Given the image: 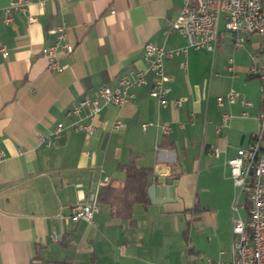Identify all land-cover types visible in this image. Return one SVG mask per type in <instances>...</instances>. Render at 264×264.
<instances>
[{
  "label": "crops",
  "instance_id": "crops-1",
  "mask_svg": "<svg viewBox=\"0 0 264 264\" xmlns=\"http://www.w3.org/2000/svg\"><path fill=\"white\" fill-rule=\"evenodd\" d=\"M9 1L0 0V264L230 259L238 187L228 160L261 129V83L251 68L261 62L254 54L263 38L252 33L236 49L222 23L214 51L189 47L165 60L168 104L151 95L155 74L149 71L148 83L132 88L131 101L104 106L89 136L73 127L67 110L124 73L147 68V42L187 46L185 36L169 31L184 0H33L7 23ZM61 22L75 50L62 57L67 67L55 71L42 48ZM233 88L252 104L219 105L217 97ZM179 98L185 99L177 106ZM226 111L232 116L219 132ZM117 119L123 128L114 127ZM60 121L62 136L52 146L42 144ZM132 160L153 169L150 182H157L159 195L172 180V200L150 198L134 203L129 215H117L99 194L106 184H124V165ZM91 193L100 205L94 221L73 218L71 205ZM249 206L241 194L243 219Z\"/></svg>",
  "mask_w": 264,
  "mask_h": 264
},
{
  "label": "built area",
  "instance_id": "built-area-1",
  "mask_svg": "<svg viewBox=\"0 0 264 264\" xmlns=\"http://www.w3.org/2000/svg\"><path fill=\"white\" fill-rule=\"evenodd\" d=\"M33 0H10L3 7L4 21L10 23L14 19L15 11L27 12ZM114 12V11H113ZM224 23L226 29L232 35L233 46L241 48L249 35L257 33L263 38V43L258 52L254 54L259 59V53L264 49V0H184L179 17L174 21L169 31H179L188 40V45L183 48L168 49L155 42L145 44V60L147 68L137 69L132 73H124L113 84L101 86L94 94H85L67 110V115L73 118V127L85 130L90 136L95 131L94 119L101 113L108 103L122 105L134 98L133 87L148 83V73L155 74L151 95L158 98L164 105L169 103L166 93L170 90L165 85V60L186 52L189 47L206 48L214 51L220 38V27ZM53 41L45 44L42 48L43 54L48 59L49 68L62 71L67 67L63 62V55H70L75 50V44L69 39L68 26L65 22L57 23L51 27ZM5 55L9 54L6 47H2ZM185 65V63H184ZM258 67H264V60L251 68L252 75L264 77L258 74ZM185 98L175 99V105L183 104ZM218 104L224 106L226 102H240L244 106L252 104V101L244 97L237 89H231L226 95L217 97ZM263 108L257 113L259 120L264 115ZM86 109V112H85ZM232 114L228 111L223 113V121L218 124V131L229 125ZM88 118L89 121H84ZM150 123H143L147 129ZM125 123L117 119L114 123L116 129L123 128ZM171 125L166 124L165 129L169 131ZM65 129V123L60 121L55 129L47 136H42V144L52 146L60 138ZM254 134L249 144L238 148L237 154L228 160L231 176L238 187L237 197L233 205L232 219V256L227 260H216L207 258L208 264H264V146L261 151H254ZM216 154L219 150L216 149ZM2 153H0V156ZM255 159H262V168L258 170V187L256 190H248L250 182L249 166ZM247 195L249 216L243 219L238 213L240 196ZM100 210L98 197L91 193L86 198L71 205V215L75 219H86L94 221ZM247 221H254L257 226V247H250V238L247 231Z\"/></svg>",
  "mask_w": 264,
  "mask_h": 264
},
{
  "label": "trees",
  "instance_id": "trees-1",
  "mask_svg": "<svg viewBox=\"0 0 264 264\" xmlns=\"http://www.w3.org/2000/svg\"><path fill=\"white\" fill-rule=\"evenodd\" d=\"M124 168L127 172L124 184L121 186L106 184L99 194V201L109 204L117 215H129L134 203L147 204L150 201L148 189L153 169L139 166L133 160L124 165Z\"/></svg>",
  "mask_w": 264,
  "mask_h": 264
},
{
  "label": "bare ground",
  "instance_id": "bare-ground-1",
  "mask_svg": "<svg viewBox=\"0 0 264 264\" xmlns=\"http://www.w3.org/2000/svg\"><path fill=\"white\" fill-rule=\"evenodd\" d=\"M261 60H264V49L259 53ZM258 74H264V67H258ZM261 81V99L264 101V77H259ZM261 129L257 133V139L254 141V151H261L264 146V115L260 119ZM262 168V159H255V162L250 164L249 173L251 175L250 182L248 183V190H256L258 187V170ZM247 231L250 238V247H257V226L254 221H247Z\"/></svg>",
  "mask_w": 264,
  "mask_h": 264
},
{
  "label": "water",
  "instance_id": "water-1",
  "mask_svg": "<svg viewBox=\"0 0 264 264\" xmlns=\"http://www.w3.org/2000/svg\"><path fill=\"white\" fill-rule=\"evenodd\" d=\"M171 184L172 180H170V183L165 186V192L162 194H158V185L157 182H153L148 189L150 198L153 203H164L172 200L171 196Z\"/></svg>",
  "mask_w": 264,
  "mask_h": 264
},
{
  "label": "rangeland",
  "instance_id": "rangeland-1",
  "mask_svg": "<svg viewBox=\"0 0 264 264\" xmlns=\"http://www.w3.org/2000/svg\"><path fill=\"white\" fill-rule=\"evenodd\" d=\"M260 83H261V81H260ZM247 211L246 210H244V217L246 218L247 217Z\"/></svg>",
  "mask_w": 264,
  "mask_h": 264
}]
</instances>
